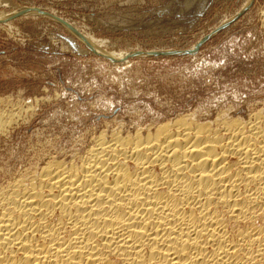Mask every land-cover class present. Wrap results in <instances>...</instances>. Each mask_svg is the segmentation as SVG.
<instances>
[{
	"label": "rangeland",
	"instance_id": "rangeland-1",
	"mask_svg": "<svg viewBox=\"0 0 264 264\" xmlns=\"http://www.w3.org/2000/svg\"><path fill=\"white\" fill-rule=\"evenodd\" d=\"M8 1L62 23L35 13L0 24V109L14 113L0 130V185L106 129L264 109V0ZM16 8L0 0V12Z\"/></svg>",
	"mask_w": 264,
	"mask_h": 264
},
{
	"label": "bare ground",
	"instance_id": "bare-ground-1",
	"mask_svg": "<svg viewBox=\"0 0 264 264\" xmlns=\"http://www.w3.org/2000/svg\"><path fill=\"white\" fill-rule=\"evenodd\" d=\"M16 9L0 24L41 13ZM222 113L106 129L0 185V264H264V109Z\"/></svg>",
	"mask_w": 264,
	"mask_h": 264
},
{
	"label": "water",
	"instance_id": "water-1",
	"mask_svg": "<svg viewBox=\"0 0 264 264\" xmlns=\"http://www.w3.org/2000/svg\"><path fill=\"white\" fill-rule=\"evenodd\" d=\"M249 8V7H248ZM22 14H23V12H21V13H18V16L17 17H20V16H22ZM57 22L56 23H58L59 25H60V23H62V20L59 18H57V19H55ZM170 54H172V53H170V52H153V53H147V56H166V55H170ZM137 55H142L141 53H139V54H134V53H132V54H129V55H127V57L126 58H131V57H134V56H137ZM145 56V55H144ZM125 58V59H126ZM107 59V58H106ZM124 60V59H123ZM122 61V60H121ZM120 62V61H119Z\"/></svg>",
	"mask_w": 264,
	"mask_h": 264
}]
</instances>
